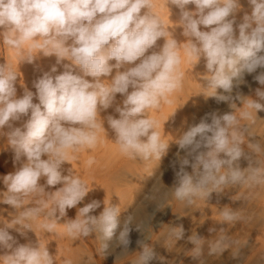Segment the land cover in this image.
Instances as JSON below:
<instances>
[{
    "label": "clouds",
    "instance_id": "clouds-1",
    "mask_svg": "<svg viewBox=\"0 0 264 264\" xmlns=\"http://www.w3.org/2000/svg\"><path fill=\"white\" fill-rule=\"evenodd\" d=\"M248 2L252 11L244 15L237 36L234 23L240 0H169L180 11L179 23L187 38L184 52L189 62L195 61V65L201 57L206 61L204 88L208 94H203L217 102H227L234 109L208 114L210 122L202 119L176 141L185 155L179 158L173 194L187 205L227 185L264 183V168L250 164L241 169L236 163L245 155V126L241 121L253 120V112L264 110V90L260 88L255 91L257 99L238 91L233 95L246 73L264 69V0ZM189 5H194L195 10H189ZM151 7L152 0H0V36L11 48L30 45L23 61L32 63V49H36L44 56L55 55L57 64L70 62L64 64L61 74H51L57 72L54 65L34 82L39 103H33L34 93L27 89L18 98L16 72L0 64V135H5V127L11 129L6 133L7 142L14 151V162L20 165L0 177L6 187L0 192V203L24 209L13 224L31 229L24 222L44 213L41 227L51 233L67 210L84 200L91 189L70 170L63 174L62 165L69 160V150L75 152L97 144L98 131L105 128V121L115 133L122 154L145 161H160L166 154L169 142L162 139L156 130L158 122L147 112L158 109L162 100L171 103L168 96L181 88L184 74L179 71L180 44L167 38L161 21L151 14ZM144 9L147 11L142 14ZM200 26L209 30L203 31ZM161 38L164 44L148 54ZM114 69L116 74L107 79L110 83H104L102 78L111 76ZM254 80L264 85V71ZM236 100L244 107L239 116ZM113 107L118 117L109 114L98 119ZM22 116L29 118L22 127H13L11 122ZM248 147L261 151L259 144L249 143ZM189 165L191 174L185 170ZM42 178L44 184L40 183ZM56 185L62 187L46 191ZM29 199L35 200V206L24 207ZM99 207L100 202L93 200L78 208L76 218L66 222L65 231L73 239L98 232L107 250L108 241L116 234L120 209L105 206L99 216L90 215ZM221 216L227 224L239 219L228 208ZM130 225L129 218L116 237L124 250L130 242ZM8 229L0 227V248L12 251L0 256V264H54L46 246L21 244L13 249L15 241ZM178 229L175 236L180 240L184 229ZM188 239L199 254L203 239L197 234ZM225 240L220 237L210 254L227 250ZM152 257L153 250L143 246L139 264H148Z\"/></svg>",
    "mask_w": 264,
    "mask_h": 264
},
{
    "label": "rangeland",
    "instance_id": "rangeland-1",
    "mask_svg": "<svg viewBox=\"0 0 264 264\" xmlns=\"http://www.w3.org/2000/svg\"><path fill=\"white\" fill-rule=\"evenodd\" d=\"M158 1L160 2L158 5H155L158 2L152 4V7H156H151L150 12L152 11L154 15L157 12L155 16L161 21L164 30L167 31L169 28V32L166 33L167 38H174L180 44L179 71L184 74L182 86L178 89V104H160L156 113L149 114L155 120V115H162L160 119L156 120L158 122L156 130L160 132L164 141L169 142V147L160 161L133 158L135 166L126 182L108 186L100 182L84 181L91 189L90 192L80 204L75 208L68 209L67 215L58 220L54 231L55 237H50L49 243H47L52 246L51 255L54 257V264H139L143 246L153 250V257L148 261V264H264V183L227 185L223 187L222 191H213L208 198H196L191 205H187L174 197L173 187L176 182L171 185L167 181L170 172L176 167L179 170V158L185 155L184 150L179 149L176 141L202 119H207L210 122L208 114L212 112L224 114L232 112L234 109L227 102H217L214 97H206L203 94H208V90L204 88L207 84L204 77L208 75L205 67L206 61L201 57L195 65V61L189 62L184 52V43L187 38L182 34L179 9L178 11L176 9L178 13H173L175 10L171 9L169 10L172 12H169L165 7L169 0ZM240 5L241 7L235 13L234 23V32L237 36L238 25L243 22L244 15H250L252 11L248 0H240ZM188 8L192 11L195 10L194 5H189ZM163 9L174 20L169 18V23H163L166 18V15L162 16L160 13L164 12ZM142 11H147V9ZM172 27L178 29V31L176 30L178 34L173 32ZM200 27L203 31L209 30L204 26ZM159 43L160 39L157 41V44ZM3 46L0 36L2 54L4 53ZM261 71L264 69H257V72L252 74L246 73L244 82L234 89L233 95L238 91L245 97L257 99L255 91L257 88L264 90V85H260L254 80V76ZM222 91L218 89V92L222 93ZM234 102L237 104L235 111L239 116L244 107L240 101ZM174 110L177 111L178 116L176 115L177 118H175L177 121L173 118L175 122H172L176 123V126L172 127V117L169 119L167 114L170 111L175 112ZM253 117V120L241 121V124L245 126V142L242 146L245 155L236 162L241 169L249 168L250 164L253 167L264 168V110L257 111L256 114L253 112ZM249 143L259 144L261 151L254 152L248 147ZM221 155L223 157V154ZM24 159L26 158H22V160ZM19 166V162L10 164L0 155V177L14 172ZM69 170L71 171V169ZM185 170L190 174L192 172L190 165L186 166ZM71 173L73 174L72 171ZM123 173L121 167L114 178H121ZM63 174H69L68 169H63ZM40 183H45L43 178ZM60 187L62 185L47 187L46 191L53 192ZM3 191H6V187L0 180V192ZM117 196L118 198H116ZM93 200L99 201L100 207L90 215L99 216L105 206L113 205L120 209L116 234L111 241H108L107 250L103 248V241L98 232L87 237L79 236L73 239L65 231L66 222L76 218L78 208ZM29 201L35 205V200L29 199ZM146 208L144 224L130 239L128 245L130 248L122 252L123 254L119 253V256L111 258L116 250L120 252L116 237L122 230L125 220L130 218L133 223ZM225 208L236 212L239 219L228 224L222 222L221 212ZM181 226L184 229V237L177 240L175 233ZM58 232L62 233L63 238L57 237ZM196 234L203 239L199 254L188 239ZM222 236L226 238L227 250L222 254L219 251L210 254V248ZM51 238L53 243H50ZM118 252L116 251V254Z\"/></svg>",
    "mask_w": 264,
    "mask_h": 264
},
{
    "label": "bare ground",
    "instance_id": "bare-ground-1",
    "mask_svg": "<svg viewBox=\"0 0 264 264\" xmlns=\"http://www.w3.org/2000/svg\"><path fill=\"white\" fill-rule=\"evenodd\" d=\"M153 3L154 4L157 3L155 5H158L160 2L158 0L157 1L154 0L152 1V4ZM160 6L161 8H163L161 4ZM154 7L156 6H153L152 8ZM165 7L168 8V10L166 8L165 9L169 12H172L173 10H175L173 13H176L178 11V8H176L171 3L169 4V1H168V4L165 5ZM161 8L159 9L160 11L162 10ZM169 9H171L172 11ZM166 10L164 11L163 9L164 12H160V13L162 14V16L166 15V18L163 20V23L167 24L169 23L168 22L169 18L172 16L168 15V13H166L167 12ZM143 12L145 11H142V14ZM151 14H153V12ZM156 14L157 12H155V15ZM173 15L175 16V14ZM170 19L174 20V18H170ZM171 22H174V21H171ZM172 29H173V32H175V34H178L177 28L174 29L172 27ZM165 32L168 33L169 28L167 31L165 30ZM1 39H2V44L4 45L3 46L4 53L2 54L1 49H0V64H5L9 66L14 72H16L18 76L16 83H15V87L17 90L16 91L17 97L18 98L22 97L25 92V89H27L34 93L33 103H39L38 99L35 96L36 89L34 87V82L37 81V79L40 78L45 72H50L52 66L54 65L57 68V72L51 73V74L53 76L61 74L63 71H65L64 64H67L70 62L63 61L61 64H57L55 55L44 56L42 52H38V50L32 49V54L35 56V58L32 63H28L27 61H23V58L28 54L27 50L30 46L29 44H25L22 49H15V48H11L5 45L3 43L2 36H1ZM164 42H165L164 38H161L160 43L157 44L156 47H154L153 49H150L148 54H150L151 51H158L159 48L164 44ZM69 43H71V41H69ZM111 63H115V61H112ZM123 70H124L123 68L120 69V71H123ZM75 71L78 73L79 70L77 69ZM116 71L117 70L114 69L111 76L102 78V79H105L104 83L106 84L110 83V81L108 80H111L112 76L116 74ZM86 78L89 80H92L91 77H86ZM120 99H121L120 95L117 94V101H119ZM168 100H171V103H167L164 100H162L160 104H178V90L170 94L168 96ZM175 109L178 110V108H175ZM156 112H157L156 109H149L147 112V115L149 116L150 113H156ZM168 113L169 114L167 113L165 114L169 116V119H171L170 117H172L171 119V124H172L173 123L172 121H174V119L177 118L178 113L177 111L175 112L170 111ZM171 113H175L173 114L174 116ZM109 114L118 117V114L115 113L114 107H113V108H109L105 112H102L101 118H98V119L103 120L104 117H106ZM29 116H30V113H29ZM29 116H22L20 120L12 121L11 122L12 126L22 127L23 124L29 118ZM163 116H166V115H163ZM161 117L162 115L160 116L155 115L156 120L160 119ZM168 124L170 125V122ZM175 124L176 123H173L172 127L176 126ZM104 127L105 128H102L101 130L98 131V142L94 147L88 148L87 146H84V147L77 149L75 152L69 150V160L68 162H65L62 165V169H68V170L71 169V171L73 172V175L80 177L83 181L100 182L108 186H114L117 183H120V182L123 183L127 181V177L130 176L131 170L132 168H134L135 164H134L133 158H130L129 156L124 155L120 152L119 146L117 145L115 141V133L108 127L106 121L104 123ZM10 130L11 129H9L8 127H5L3 129V132L5 133V135H0V155H2L8 163L13 164L14 163V151L10 147V145H8L7 135H6V133L9 132ZM165 130H167V128ZM90 160L92 161L91 163H89ZM121 167L124 172L122 174V177L114 178L115 176H117L116 172ZM176 171H178V167H176L172 172H170L171 174L169 173L170 175L167 178V181L169 182V184L171 183V185H173L176 182V178H175ZM122 195H124V193H122ZM116 198H118V196ZM31 206H35V205L33 204V202L28 200V202L25 204L24 207H31ZM23 210H24L23 208L14 209L13 207L6 205V204L0 205V227L7 226L10 228L8 229V231L13 236L14 241H15V243L13 244V249L16 246L21 245V244H31L33 247L38 246V244H40V245L46 246L51 255L52 246L51 244L47 245V243H49L48 241L50 237H55V233L54 231L49 233L41 227V224L44 220L43 214H41V216L36 219L28 220L24 222V223H27L31 227L32 230L23 229L20 225H15L12 223L19 216L20 212ZM146 212H147V208L142 211V213L140 214V216H138V218L136 219L134 218L135 220L130 227L131 231L129 233V241L135 235V232L138 231L136 226H139V228L143 226L142 224H144L143 222H144L145 214H147ZM97 213L99 212L97 211ZM58 233L59 234H57V237L63 238L62 233L61 232H58ZM50 243H53L52 238H51ZM119 247H120L119 248L120 252L116 250L118 254H116V251H115L114 252L115 254L111 256V258H115L119 256V253L126 251L122 248V246H119ZM128 248L130 247L128 246ZM11 251L12 249L0 248V256L10 254Z\"/></svg>",
    "mask_w": 264,
    "mask_h": 264
}]
</instances>
